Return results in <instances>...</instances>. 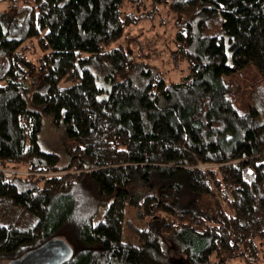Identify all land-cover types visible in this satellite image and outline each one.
<instances>
[{
    "label": "trees",
    "instance_id": "16d2710c",
    "mask_svg": "<svg viewBox=\"0 0 264 264\" xmlns=\"http://www.w3.org/2000/svg\"><path fill=\"white\" fill-rule=\"evenodd\" d=\"M11 2L39 53H20L0 26V264L54 239L73 249L65 264H166V251L255 264L264 0H172L189 74L170 84L151 70L133 77L130 47H112L138 23L125 5L143 0ZM48 123L72 145L65 164L41 142ZM130 211L141 225L128 236Z\"/></svg>",
    "mask_w": 264,
    "mask_h": 264
},
{
    "label": "rangeland",
    "instance_id": "374dc122",
    "mask_svg": "<svg viewBox=\"0 0 264 264\" xmlns=\"http://www.w3.org/2000/svg\"><path fill=\"white\" fill-rule=\"evenodd\" d=\"M166 1L143 0L140 9H134L130 4H126L123 9L124 14L134 13L138 18V23L132 26L126 35L120 41L114 43L112 47L120 45L130 47V55L134 57V63L138 65L132 72L133 77L146 78L143 73L151 70L153 74L162 75L170 84L180 82L189 74V64L177 57L175 39L178 19L170 8L172 0ZM14 3L9 4V1L0 2L1 30L6 38L19 41L21 47L25 48L20 53L34 61L39 51L34 48V45V50H29L32 48V43L25 39L27 12L21 3ZM99 79L101 82L105 81L102 77H99ZM41 142L46 150L59 154L63 164L68 162L66 156L72 145L68 142L62 130H55L48 123ZM5 174L7 178H10L13 173L7 171ZM186 197L190 196L187 195ZM182 201L184 202L185 199ZM128 222L129 231L126 232V235L130 236L136 230L135 227L141 225V216H137L136 211H130ZM166 254V264H187L181 258L179 252L166 251ZM251 262L254 264L252 258ZM231 264L246 263L242 260H234ZM255 264H264V247L257 253Z\"/></svg>",
    "mask_w": 264,
    "mask_h": 264
},
{
    "label": "water",
    "instance_id": "95a60500",
    "mask_svg": "<svg viewBox=\"0 0 264 264\" xmlns=\"http://www.w3.org/2000/svg\"><path fill=\"white\" fill-rule=\"evenodd\" d=\"M16 0H0V2ZM73 249L62 239H54L21 259L9 264H65L73 257Z\"/></svg>",
    "mask_w": 264,
    "mask_h": 264
},
{
    "label": "built area",
    "instance_id": "2783aa9c",
    "mask_svg": "<svg viewBox=\"0 0 264 264\" xmlns=\"http://www.w3.org/2000/svg\"><path fill=\"white\" fill-rule=\"evenodd\" d=\"M5 176H6V174H5ZM7 177V176H6Z\"/></svg>",
    "mask_w": 264,
    "mask_h": 264
}]
</instances>
